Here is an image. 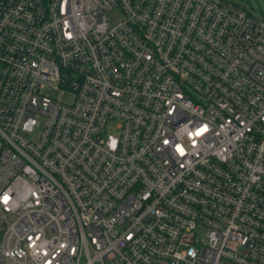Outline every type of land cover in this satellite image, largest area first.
Returning a JSON list of instances; mask_svg holds the SVG:
<instances>
[{
	"label": "built area",
	"instance_id": "obj_1",
	"mask_svg": "<svg viewBox=\"0 0 264 264\" xmlns=\"http://www.w3.org/2000/svg\"><path fill=\"white\" fill-rule=\"evenodd\" d=\"M0 264H264V18L0 0Z\"/></svg>",
	"mask_w": 264,
	"mask_h": 264
},
{
	"label": "rangeland",
	"instance_id": "obj_2",
	"mask_svg": "<svg viewBox=\"0 0 264 264\" xmlns=\"http://www.w3.org/2000/svg\"><path fill=\"white\" fill-rule=\"evenodd\" d=\"M242 5L256 16L264 18V0H239ZM65 100H72L71 95L65 96Z\"/></svg>",
	"mask_w": 264,
	"mask_h": 264
}]
</instances>
